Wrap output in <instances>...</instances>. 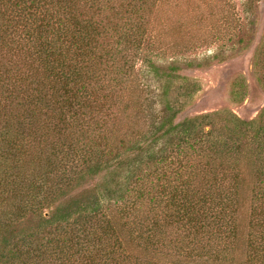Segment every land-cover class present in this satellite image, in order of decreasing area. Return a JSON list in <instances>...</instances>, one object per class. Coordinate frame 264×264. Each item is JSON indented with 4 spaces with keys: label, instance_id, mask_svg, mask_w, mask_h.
I'll list each match as a JSON object with an SVG mask.
<instances>
[{
    "label": "trees",
    "instance_id": "16d2710c",
    "mask_svg": "<svg viewBox=\"0 0 264 264\" xmlns=\"http://www.w3.org/2000/svg\"><path fill=\"white\" fill-rule=\"evenodd\" d=\"M161 1L0 0V264H264V110L140 123Z\"/></svg>",
    "mask_w": 264,
    "mask_h": 264
},
{
    "label": "rangeland",
    "instance_id": "374dc122",
    "mask_svg": "<svg viewBox=\"0 0 264 264\" xmlns=\"http://www.w3.org/2000/svg\"><path fill=\"white\" fill-rule=\"evenodd\" d=\"M156 8L151 25L162 48H144L136 64L149 110L140 123L167 108L180 111L177 121L215 111L257 120L264 110V0H163ZM218 29L226 35L214 42ZM195 37L205 38L199 47ZM76 172L67 192L92 195L103 174Z\"/></svg>",
    "mask_w": 264,
    "mask_h": 264
}]
</instances>
